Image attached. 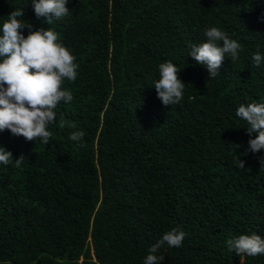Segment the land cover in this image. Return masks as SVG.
Returning a JSON list of instances; mask_svg holds the SVG:
<instances>
[{
    "label": "trees",
    "instance_id": "trees-1",
    "mask_svg": "<svg viewBox=\"0 0 264 264\" xmlns=\"http://www.w3.org/2000/svg\"><path fill=\"white\" fill-rule=\"evenodd\" d=\"M66 7L69 15L48 25L32 0H0V26L23 9L19 19L51 27L78 65L76 80L63 84L73 100L57 105L47 145L0 133L14 160L25 157L19 167L0 163V264H143L174 227L186 236L180 247L161 246L160 264H264V255H237L226 244L242 234L264 238V149L247 151V123L235 114L264 103V60H252L264 57V0ZM212 26L240 51L208 81L189 53ZM166 61L186 83L169 106L154 88ZM74 131L84 132L79 142Z\"/></svg>",
    "mask_w": 264,
    "mask_h": 264
},
{
    "label": "clouds",
    "instance_id": "clouds-1",
    "mask_svg": "<svg viewBox=\"0 0 264 264\" xmlns=\"http://www.w3.org/2000/svg\"><path fill=\"white\" fill-rule=\"evenodd\" d=\"M68 2L32 0V7L38 19L43 18L51 25L53 20L69 15ZM23 15V9H15L0 26V133L7 130L27 141L38 139L47 145L52 135L48 126L56 121L57 105L73 100L72 92L63 84L65 80H76L78 65L70 50L57 42L58 33L51 27L33 30L29 22L19 19ZM25 28L27 36L22 31ZM204 35L206 42L191 45L189 56L206 67L209 81L219 75L225 57L233 62L239 58L240 44L215 26L206 28ZM252 60L259 67L264 57L256 52ZM179 72L172 61L159 65V79L154 82V88L164 106L178 104L183 99L186 83L179 78ZM235 114L247 123L250 136L247 151L257 153L264 149V103L241 104ZM252 134L255 138H251ZM83 136V131H74L70 139L79 142ZM24 159L21 155L14 160L12 152L0 145V163L8 165L14 160L15 166L19 167ZM236 161L243 169L245 162L239 157ZM261 163L264 167V160ZM185 236L179 228L167 231L151 246L143 264H160L164 256L155 253L161 246L166 243L168 247H180ZM226 244L237 255H264V238L255 233L239 235L227 240Z\"/></svg>",
    "mask_w": 264,
    "mask_h": 264
}]
</instances>
